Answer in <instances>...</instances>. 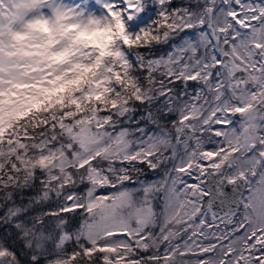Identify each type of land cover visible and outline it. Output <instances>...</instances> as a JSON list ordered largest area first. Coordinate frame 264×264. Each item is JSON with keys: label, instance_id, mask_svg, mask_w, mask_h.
Returning <instances> with one entry per match:
<instances>
[{"label": "snow or ice", "instance_id": "obj_1", "mask_svg": "<svg viewBox=\"0 0 264 264\" xmlns=\"http://www.w3.org/2000/svg\"><path fill=\"white\" fill-rule=\"evenodd\" d=\"M0 264H264V0H0Z\"/></svg>", "mask_w": 264, "mask_h": 264}]
</instances>
